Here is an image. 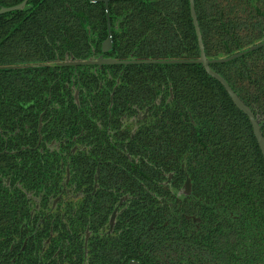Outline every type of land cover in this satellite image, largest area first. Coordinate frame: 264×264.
Instances as JSON below:
<instances>
[{"label": "flooded vegetation", "instance_id": "af4514ba", "mask_svg": "<svg viewBox=\"0 0 264 264\" xmlns=\"http://www.w3.org/2000/svg\"><path fill=\"white\" fill-rule=\"evenodd\" d=\"M111 2L66 4L83 41L54 30L51 51L10 67L24 81L8 88L0 120V264H157L156 215L141 205L202 202L188 154L179 170L157 166V144L142 139L172 89L142 91L139 76L127 75L138 63L124 62L147 60L116 48L123 18Z\"/></svg>", "mask_w": 264, "mask_h": 264}, {"label": "trees", "instance_id": "16d2710c", "mask_svg": "<svg viewBox=\"0 0 264 264\" xmlns=\"http://www.w3.org/2000/svg\"><path fill=\"white\" fill-rule=\"evenodd\" d=\"M22 1L0 0V7ZM66 4L103 6L90 0H28L23 10L0 15L2 122L7 118L8 88L24 81L21 71L10 67L37 62L44 47L51 51L47 40L54 30L60 37L66 33L83 41V30L75 35L69 25ZM112 7L123 18L121 32L115 34L122 56L199 59L190 0H113ZM195 9L211 61L264 39V0H195ZM211 68L258 116L264 135V47L228 63H212ZM127 69V75L139 76L142 91L172 89L165 115L142 130V139L157 144V166L179 170V160L187 153L193 194L202 199L141 205L156 215L157 264H264V158L249 118L200 64H136ZM152 255L143 259L154 261Z\"/></svg>", "mask_w": 264, "mask_h": 264}, {"label": "water", "instance_id": "95a60500", "mask_svg": "<svg viewBox=\"0 0 264 264\" xmlns=\"http://www.w3.org/2000/svg\"><path fill=\"white\" fill-rule=\"evenodd\" d=\"M28 0H23L20 4L11 6V7H0V15L13 12V11H19L23 10L27 4ZM113 0H92V2L95 3H104L106 8L108 9L109 3ZM190 10H191V16L193 19V24L195 27L196 35L198 38V45L200 50V57L197 60H147V61H131V62H124L125 64L130 63H138V64H200L205 69L206 73L217 80L225 89L229 97L231 98L234 105L243 112L248 118L253 128L254 136L257 140V143L259 145V148L261 150V153L264 158V135L262 133V126L260 125L256 115L254 114L253 110L245 104V102L240 98V96L233 90V88L230 86V84L227 82V80L221 76L219 73L215 72L211 68L212 63H228L231 61L236 60L239 57H242L246 55L249 52H253L257 50L258 48H261L264 46V40L262 44H259L257 46H252L248 51L241 52L239 54L232 55L227 58H220L215 59L213 61L209 60L206 55V49L205 44L203 40V35L201 32L199 20L197 17L196 9H195V0H190ZM110 63V62H108Z\"/></svg>", "mask_w": 264, "mask_h": 264}]
</instances>
